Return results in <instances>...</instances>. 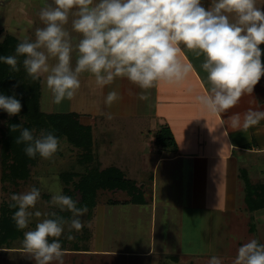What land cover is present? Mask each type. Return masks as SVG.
Returning <instances> with one entry per match:
<instances>
[{"label":"crops","instance_id":"1","mask_svg":"<svg viewBox=\"0 0 264 264\" xmlns=\"http://www.w3.org/2000/svg\"><path fill=\"white\" fill-rule=\"evenodd\" d=\"M213 2L201 0L206 9ZM44 3L46 6L52 0H44ZM256 3L264 10V0H256ZM35 4L33 0H18L13 5V17L8 19L6 27H16L19 33L16 37L21 41L25 38L34 41L35 30L44 26L40 18L35 21L31 17L35 7L38 17L43 8V4L41 7ZM234 19V15L230 16V20ZM65 28L73 37H80L72 31L71 16ZM181 48V59L186 63L190 61L195 70L179 83L161 81L151 89L142 90L127 78H117L113 84L100 87L93 75L82 73L87 74L92 88L101 92L102 99L97 112L90 118L78 114L80 121L92 127L94 145H97L98 134L102 148L104 138L110 136L106 142L108 148H129V152L135 154L140 163L134 169L131 164L124 169L111 161L106 169L116 167L125 174L126 170L138 172V177L133 179L139 180L138 189L145 201L134 203L129 195L126 200H108L95 206L80 232L73 229L69 233L66 227L59 238L65 253L64 264H180L181 256L190 255L191 258L203 250L199 248L203 238L202 241L197 238L203 233V214L211 216V212H217V224L228 221L232 225V220L235 219L236 224L243 217L241 213L250 212L246 204L247 186H264V120L247 129H234L229 117L235 113L243 117L249 109L264 111V76L252 94H244L234 108L223 113H211L196 100L197 96L206 94L209 87L207 74L200 69L204 57L196 59L183 45ZM260 48L264 64V44ZM73 54L77 55L76 52ZM45 81L42 77L41 108L43 110L44 103L47 110L44 112H55L51 111L52 94ZM44 91L49 102L46 95L43 100ZM109 91H117L121 96L110 107L104 103ZM142 91L148 93L147 100L139 98ZM107 113L112 115L111 119L107 118ZM126 116L128 118H124ZM163 128H168L174 144L167 142L162 146L157 143L156 138ZM114 137L116 141L120 138L121 142L115 143ZM6 202L0 190V264H35L23 247V233L34 230L44 218L33 216L26 229L18 230L15 223L11 226L9 222L2 221ZM29 211H37L36 206ZM255 213L262 214L264 209ZM125 216L132 221L133 231H142L140 224L146 220L150 222L147 231L145 229L149 239L141 242V249L122 245L128 231L123 220ZM173 222L180 223L178 227L182 231L186 228L191 230V234L196 236L194 240L183 242L179 239L172 247L170 238L175 233L172 228L167 232L166 228L168 224L172 227ZM69 234L75 238L68 240ZM167 234L169 238L165 239ZM53 239L56 238L50 237L49 241ZM208 241L205 238V245ZM204 250L208 252L211 248L204 247Z\"/></svg>","mask_w":264,"mask_h":264},{"label":"clouds","instance_id":"2","mask_svg":"<svg viewBox=\"0 0 264 264\" xmlns=\"http://www.w3.org/2000/svg\"><path fill=\"white\" fill-rule=\"evenodd\" d=\"M235 17L234 21L230 16ZM44 27L35 30V40L25 38L15 48V55L0 56V61L18 72V57L33 81L47 74L46 86L56 105L72 100L80 88V75L90 73L97 86L113 84L117 78H127L142 90L153 88L161 81L179 83L194 65L181 59V45L201 56L200 69L205 72L208 91L196 100L211 113H223L234 108L244 94H252L264 76L261 62V44H264V10L256 0H214L207 9L201 0H52L40 10ZM80 34L73 37L65 25ZM3 37H0V42ZM76 63L72 65V53ZM49 58H56L50 67ZM139 98L148 99L142 91ZM121 99L117 91H109L104 103L111 106ZM0 109L9 116L22 109L15 96L0 95ZM107 118L112 115L107 113ZM234 129H247L264 120V111L249 109L241 117H229ZM11 131L20 130L16 144H25L29 158L37 154L51 159L59 150L60 139L52 132L41 130L34 135L22 124H13ZM41 196L36 187L10 196L12 220L18 230L26 229L33 216H42L34 208ZM70 196L55 193L51 204L60 211H69L65 219L55 212L43 213L45 218L34 230L23 233V247L35 264H64V250L59 240L65 228L80 232L84 225L81 217L87 206L77 207ZM56 238L49 241V238ZM73 240L71 234L66 237ZM209 264H222L221 258L212 256ZM233 264H264V244L251 239L238 248Z\"/></svg>","mask_w":264,"mask_h":264},{"label":"rangeland","instance_id":"3","mask_svg":"<svg viewBox=\"0 0 264 264\" xmlns=\"http://www.w3.org/2000/svg\"><path fill=\"white\" fill-rule=\"evenodd\" d=\"M18 2V0H0V37H3V41L5 40L7 35H13L18 36L19 33L16 31V27L10 26L6 27L8 23V19L13 17L12 12L14 10V3ZM34 4L36 3L41 7H45L44 0H33ZM35 4V6H36ZM11 11V12H10ZM33 19L40 18L38 17L37 8L32 10V16ZM42 22V21H41ZM43 23V22H42ZM39 22H37V25ZM44 27V26H43ZM4 29L6 31H4ZM4 31V32H2ZM2 41V42H3ZM0 42V43H2ZM73 54V53H72ZM77 56V55H76ZM76 56L72 55V65L75 66L76 63ZM56 62V58H49L48 63L51 66H53ZM47 74H42L43 79H46ZM80 88L77 90L76 95L72 100H65L60 105H56L53 102V108L51 111H55L57 113H67L69 111H74L77 114L84 115L85 117L90 118V116L94 115L95 112H97L98 105H100V99L101 98V92L99 90H94L92 88V85L90 80L88 79L87 74H81L80 77ZM46 92H43V100L44 95ZM49 93V91H48ZM49 96V95H48ZM46 100L49 102V98ZM52 101V96L50 97V102ZM95 102V103H94ZM44 103H43V110H44ZM46 110V109H45ZM47 111V110H46ZM131 117V116H129ZM11 116L3 110L0 109V139L2 138L3 132L7 129L8 121ZM120 118V117H119ZM123 118V117H122ZM124 118H128L127 116ZM98 132V131H97ZM96 138L97 145H93V155H94V162H88V165L83 161V151L81 149L75 148L72 144H70L66 139H63L60 143L59 150L57 153L54 154V156L51 159H44L40 158L36 167L32 168V174L31 178L27 182H20L18 185L13 184H4L2 182L1 185V193L5 200L8 202L10 201V196L12 194H21L23 192L29 191L31 187H36L40 193L41 196L37 202L36 209L42 213V217H45L43 213H50L55 212L57 215H62L65 219H70L72 214L71 212L65 210L60 211L59 207L54 206L51 204V197L57 192H60L61 194L65 195L64 189L66 188V184L62 180V173L66 172H76L79 175L86 174L89 172L93 164H96L99 166L100 170H105L109 166V162H116L118 163L119 167H123L124 169L128 168L129 164L130 166L134 167L137 166L138 158H136L134 153L129 152V148H118V147H112L111 149L108 148L107 141L110 137L104 138V148L100 145V136L97 135ZM115 136V135H114ZM94 137V135H93ZM113 141L116 143L121 142V139L119 138L116 141V138L114 137ZM133 148V147H132ZM103 150V152H101ZM135 150V148H133ZM0 153H1V146H0ZM101 158H104L105 161L103 162ZM95 167V166H94ZM109 168V167H108ZM0 170L1 168V162H0ZM126 174L128 175L129 179H131L135 185V187H139V180H134L136 177H138V172L136 171H130L126 170ZM125 174V175H126ZM134 178V179H133ZM79 178H76L74 180H78ZM69 188H73L72 184ZM118 190H110L101 188L99 190L98 198H97V204L102 205L103 203L107 202L108 200L112 201H120V200H126L130 198L128 196L127 192L124 191H118ZM115 192V193H114ZM76 200L80 201V194L76 193ZM123 207V206H122ZM124 208V207H123ZM66 211L68 213H66ZM89 211V210H88ZM89 212L83 217H81V220L83 222L87 221V218H90L88 216ZM241 216H243L239 222L235 224V219L232 220V225L226 221V224H217V212H211V216L209 213L207 216L203 214V218L201 220L202 222V236H197L198 239L203 238V243L200 245V249L203 248V250H200L201 252H198L197 256H192L189 258L190 255L181 256L182 263L180 264H209V260L212 256H217L221 258L222 264H233L234 259L237 256L238 248L241 247L243 244L247 243L251 239H257L261 244H264V213L258 214V213H251L246 211L245 213H241ZM254 217V224L256 226L254 232L251 231L252 225V218ZM41 218V217H39ZM125 225L127 227V233H125L123 236L125 240H123V244L126 248L129 249H141L142 243L147 242L149 239L148 235L145 234V229L147 228V225L149 220H146V222L140 224V230L133 231L134 225L132 221H129L130 219L128 217H124ZM179 220V219H178ZM179 222H181L179 220ZM222 222V220H220ZM86 223V222H85ZM253 223V222H252ZM180 225V223H179ZM179 225L172 223V227H169L170 224H168V227L166 228L167 232L171 230L174 235L171 236L170 240L172 243V247H174V244L179 240H183V242H192L194 240V234H191V230L188 228L184 229V231L181 230ZM166 227V226H165ZM169 230V231H168ZM147 231V229H146ZM166 232V233H167ZM172 233V234H173ZM169 234L165 235L164 238H169ZM130 237V238H129ZM205 238L210 239L205 245ZM130 241L133 240L132 243ZM174 239V240H173ZM180 241V240H179ZM142 242V243H141ZM170 243V244H171ZM131 244V245H130ZM191 244V243H190ZM194 247V246H193ZM204 247H210V251L204 250ZM167 249H170L169 246H166ZM178 249V248H177Z\"/></svg>","mask_w":264,"mask_h":264},{"label":"trees","instance_id":"4","mask_svg":"<svg viewBox=\"0 0 264 264\" xmlns=\"http://www.w3.org/2000/svg\"><path fill=\"white\" fill-rule=\"evenodd\" d=\"M23 41L13 35H7L5 40L0 43V56L15 55L16 46ZM18 57L19 71L11 70L9 65L0 61V95L15 96L22 104L19 114L11 116L7 129L3 132L0 139L1 153L0 162L2 168V182L4 184L18 185L20 182H27L31 178L34 167H36L39 159L38 154L35 158H29L25 152V144H16L15 140L20 135V130L11 131V125L22 124L24 128L29 130L35 129L34 135H38L41 130L52 132L60 139H66L75 148L81 149L83 152V163L94 162L93 155V129L90 125H85L80 121V116L75 112L57 113L44 112L41 108L42 95V76L40 79L33 81L26 73L23 67V59ZM156 141L159 145H165L167 142L174 144L171 133L168 128L159 131ZM89 172L79 175L76 172L62 173L61 177L66 188L64 193L66 196L76 200V193L80 194V201L76 200L77 207L87 206L88 216L97 205V198L101 188L110 190H122L132 197V202L143 203L144 197L140 190L135 187L125 173L116 168L111 167L100 170L99 166L93 164ZM79 178L78 180H74ZM72 184L73 188H69ZM247 208L251 213H255L264 209V186H247ZM9 203L3 205L2 221L9 222L12 226L15 223L12 216L18 209H10ZM66 213H68L66 211ZM62 216V215H61ZM252 218L251 231L254 232L256 226Z\"/></svg>","mask_w":264,"mask_h":264}]
</instances>
